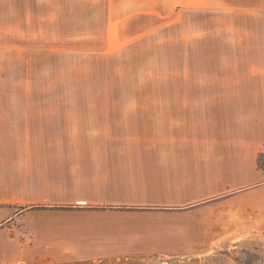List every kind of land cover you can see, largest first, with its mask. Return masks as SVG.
I'll return each mask as SVG.
<instances>
[{
  "label": "crops",
  "instance_id": "crops-1",
  "mask_svg": "<svg viewBox=\"0 0 264 264\" xmlns=\"http://www.w3.org/2000/svg\"><path fill=\"white\" fill-rule=\"evenodd\" d=\"M154 1L177 46L160 95L114 124L138 131L144 159L40 163L41 0H0V264L191 253L229 229L230 208L264 223V0H138V13Z\"/></svg>",
  "mask_w": 264,
  "mask_h": 264
},
{
  "label": "rangeland",
  "instance_id": "rangeland-1",
  "mask_svg": "<svg viewBox=\"0 0 264 264\" xmlns=\"http://www.w3.org/2000/svg\"><path fill=\"white\" fill-rule=\"evenodd\" d=\"M111 4L112 0H41V21L35 24L40 163L144 159L138 151L143 144L137 140L138 131L114 124L136 118L126 114L127 107L145 106L130 102L160 95L163 50L166 54L168 48H176L177 31L161 29L156 1L147 17L138 13V0H121L119 8ZM30 26L20 25L19 33L28 35ZM171 65L166 55L165 70ZM237 211L221 210L232 222L229 229L217 232L211 246L191 253L19 264H264V223L251 210L243 216L235 215Z\"/></svg>",
  "mask_w": 264,
  "mask_h": 264
},
{
  "label": "trees",
  "instance_id": "trees-1",
  "mask_svg": "<svg viewBox=\"0 0 264 264\" xmlns=\"http://www.w3.org/2000/svg\"><path fill=\"white\" fill-rule=\"evenodd\" d=\"M41 208V207H40Z\"/></svg>",
  "mask_w": 264,
  "mask_h": 264
}]
</instances>
